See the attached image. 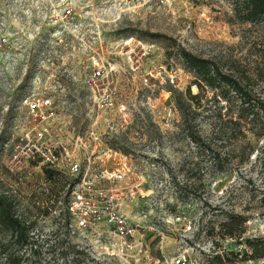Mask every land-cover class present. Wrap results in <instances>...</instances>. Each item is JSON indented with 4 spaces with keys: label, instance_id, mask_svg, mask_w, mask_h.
<instances>
[{
    "label": "rangeland",
    "instance_id": "374dc122",
    "mask_svg": "<svg viewBox=\"0 0 264 264\" xmlns=\"http://www.w3.org/2000/svg\"><path fill=\"white\" fill-rule=\"evenodd\" d=\"M233 2L0 0V180L16 197L18 213L35 221L37 254L24 264H174L183 254L186 264H211L214 252L223 250L240 251L245 260L239 263L264 264V258L248 259L251 249L244 243L216 234L223 212L231 211L245 217L244 237L264 239V136L248 134V158L240 163V153L231 151L227 170L215 173L212 157L186 137L174 103L175 93L198 91L195 77L178 58L166 56L175 43L223 69L233 58H245V40L259 43L263 28L232 22ZM108 62L126 70L115 80L120 91L112 111L98 107L85 80ZM36 92L68 102L74 134L95 129L102 148L112 150L96 158V169L123 174L100 184L118 189L121 209L138 229L126 241L127 251L103 223L82 231L70 226L67 169L54 179L46 178L42 164L17 173L6 169L5 143L19 101ZM201 106L224 112L226 102L205 87ZM210 115L197 120L203 131ZM185 171L202 181L182 201L173 180ZM72 246L83 254L73 262L70 256L61 259Z\"/></svg>",
    "mask_w": 264,
    "mask_h": 264
},
{
    "label": "trees",
    "instance_id": "16d2710c",
    "mask_svg": "<svg viewBox=\"0 0 264 264\" xmlns=\"http://www.w3.org/2000/svg\"><path fill=\"white\" fill-rule=\"evenodd\" d=\"M232 10V22L263 28L259 43L245 40V58H233L230 65L223 69L214 59L191 53L175 43L166 49L167 58H178L195 77L193 84L198 91L191 93L187 89L177 92L174 103L186 137L198 150L212 157L217 174L227 170L224 160L229 152L238 151L240 163L248 158L252 151L248 134L256 138L264 136V0H234ZM245 31L251 29L245 28ZM173 46L175 49H170ZM205 87L214 91V97L226 102L224 112L203 111L205 107L201 109ZM204 112L211 114L210 120L206 122V131L201 129L197 121ZM43 173L47 179L63 176L60 171L47 167L43 168ZM201 181L202 176L185 171L181 180H173V185L179 193L178 197L186 201L188 189ZM245 221V217L238 213L223 212L216 234L222 239H234L247 245L251 249L249 260L262 259L264 239L244 237ZM34 225L35 221L18 213L16 197L10 189L3 187L0 180V264H24L28 257H35L37 251L32 248ZM214 242L218 246L217 241ZM79 254H83V251L72 246L70 251L63 250L60 258L70 256L73 262ZM240 254V251L232 250L214 252L211 264H243L239 263L245 260L239 257Z\"/></svg>",
    "mask_w": 264,
    "mask_h": 264
},
{
    "label": "built area",
    "instance_id": "2783aa9c",
    "mask_svg": "<svg viewBox=\"0 0 264 264\" xmlns=\"http://www.w3.org/2000/svg\"><path fill=\"white\" fill-rule=\"evenodd\" d=\"M66 14L70 15L71 9L67 8ZM107 64L108 67L91 69L85 80L98 99V107L112 111L117 101L115 95L120 91L115 80L122 72L126 74V70ZM68 107V102L55 99L51 94L36 92L21 98L5 143V167L12 173L32 164H42L62 173L67 169L72 180L67 205L70 226L82 231L103 223L109 233L121 241L119 249L127 251L130 245L126 241L138 229L122 211L118 189L100 184L102 179H122L121 169L112 172L96 169V158L112 150L106 145L102 148L103 136L95 129L74 134L69 127L71 116L65 112ZM69 131L72 135H68ZM174 264H186L185 255L176 257Z\"/></svg>",
    "mask_w": 264,
    "mask_h": 264
}]
</instances>
